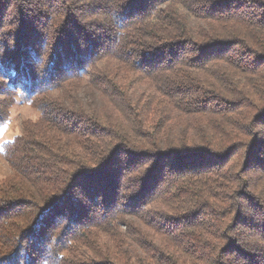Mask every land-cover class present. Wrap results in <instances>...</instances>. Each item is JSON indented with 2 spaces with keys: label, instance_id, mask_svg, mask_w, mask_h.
<instances>
[{
  "label": "trees",
  "instance_id": "1",
  "mask_svg": "<svg viewBox=\"0 0 264 264\" xmlns=\"http://www.w3.org/2000/svg\"><path fill=\"white\" fill-rule=\"evenodd\" d=\"M0 264H264V0H0Z\"/></svg>",
  "mask_w": 264,
  "mask_h": 264
},
{
  "label": "rangeland",
  "instance_id": "2",
  "mask_svg": "<svg viewBox=\"0 0 264 264\" xmlns=\"http://www.w3.org/2000/svg\"><path fill=\"white\" fill-rule=\"evenodd\" d=\"M38 113L35 109L20 103L19 100L12 106L9 118L0 128V182L11 174V168L2 156L3 145L12 141L16 136L21 135L23 122L36 121Z\"/></svg>",
  "mask_w": 264,
  "mask_h": 264
}]
</instances>
